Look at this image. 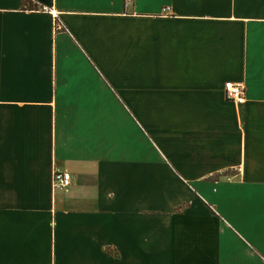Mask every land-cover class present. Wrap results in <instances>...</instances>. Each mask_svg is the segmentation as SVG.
Returning <instances> with one entry per match:
<instances>
[{"label": "crops", "instance_id": "1", "mask_svg": "<svg viewBox=\"0 0 264 264\" xmlns=\"http://www.w3.org/2000/svg\"><path fill=\"white\" fill-rule=\"evenodd\" d=\"M123 3L0 0V264H264V0Z\"/></svg>", "mask_w": 264, "mask_h": 264}, {"label": "built area", "instance_id": "2", "mask_svg": "<svg viewBox=\"0 0 264 264\" xmlns=\"http://www.w3.org/2000/svg\"><path fill=\"white\" fill-rule=\"evenodd\" d=\"M133 0H124L125 6H128L130 3H132ZM34 11H40L41 13H48L55 18L57 17V14L52 9H49L47 7H42L41 5L35 4V7L33 9ZM57 29H60V26L56 23ZM244 90L245 88L241 86V84H234V83H226L224 85V98L227 101L234 102L237 105H243L244 104ZM52 179H53V188L56 190H62L65 189L70 185V175L66 172H61L58 170L53 171L52 173Z\"/></svg>", "mask_w": 264, "mask_h": 264}, {"label": "rangeland", "instance_id": "3", "mask_svg": "<svg viewBox=\"0 0 264 264\" xmlns=\"http://www.w3.org/2000/svg\"><path fill=\"white\" fill-rule=\"evenodd\" d=\"M53 171H55V170H53ZM53 173V172H52Z\"/></svg>", "mask_w": 264, "mask_h": 264}]
</instances>
